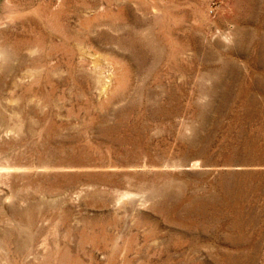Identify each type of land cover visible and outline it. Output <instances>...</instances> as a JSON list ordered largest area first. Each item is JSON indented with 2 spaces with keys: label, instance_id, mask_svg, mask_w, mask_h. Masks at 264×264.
Instances as JSON below:
<instances>
[{
  "label": "rangeland",
  "instance_id": "obj_1",
  "mask_svg": "<svg viewBox=\"0 0 264 264\" xmlns=\"http://www.w3.org/2000/svg\"><path fill=\"white\" fill-rule=\"evenodd\" d=\"M0 264H264V0H0Z\"/></svg>",
  "mask_w": 264,
  "mask_h": 264
}]
</instances>
